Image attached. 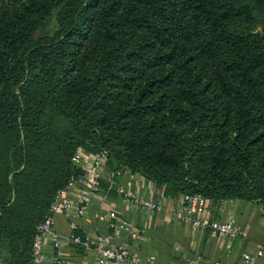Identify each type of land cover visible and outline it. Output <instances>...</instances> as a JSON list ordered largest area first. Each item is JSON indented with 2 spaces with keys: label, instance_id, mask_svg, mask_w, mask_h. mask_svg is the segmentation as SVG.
<instances>
[{
  "label": "trees",
  "instance_id": "1",
  "mask_svg": "<svg viewBox=\"0 0 264 264\" xmlns=\"http://www.w3.org/2000/svg\"><path fill=\"white\" fill-rule=\"evenodd\" d=\"M256 12L264 0H0V227L23 240L9 264L34 263L37 226L83 173L78 147L172 200L264 201ZM46 106L73 132L42 126Z\"/></svg>",
  "mask_w": 264,
  "mask_h": 264
},
{
  "label": "crops",
  "instance_id": "2",
  "mask_svg": "<svg viewBox=\"0 0 264 264\" xmlns=\"http://www.w3.org/2000/svg\"><path fill=\"white\" fill-rule=\"evenodd\" d=\"M101 173L100 192L90 196L85 216L76 220L80 235L91 239L104 236L109 244L125 246L140 258L152 257L153 264H183L197 257L200 264H244L245 256L256 253L260 248L263 254L257 264H264V201L236 198L214 203L210 200L209 219L232 220L241 231L239 235L219 237L207 228L193 229L188 222L177 220L173 210L180 205V198H167L157 211H149L121 198L116 192L117 186L129 188L139 197L162 199V189L139 173L114 170L105 164ZM108 212H115L116 220L126 221L127 228L110 226L104 217ZM70 221L57 214L53 228L67 234ZM42 251L46 258L41 264H50L55 251L48 239L43 241ZM59 252L65 260L63 264H96L93 252H86L68 241L62 242Z\"/></svg>",
  "mask_w": 264,
  "mask_h": 264
},
{
  "label": "built area",
  "instance_id": "3",
  "mask_svg": "<svg viewBox=\"0 0 264 264\" xmlns=\"http://www.w3.org/2000/svg\"><path fill=\"white\" fill-rule=\"evenodd\" d=\"M71 160L74 164L83 167V173L76 178H71L65 186L55 193L50 206V214L37 226L32 244L33 262L41 264L45 260L46 255L42 251V244L45 239H48L55 251L54 260L50 264H63L65 262L59 252L64 241L79 245L86 252H93L96 256V264H153L152 257L140 258L136 254L130 253L125 246L116 247L109 244L104 236H96L95 239H91L77 233L79 224L76 220L85 216L90 205V196L100 192L101 171L105 161L101 153H88L84 150H76ZM116 192L121 198L128 199L131 204L146 208L149 211L160 210L163 202L167 200L164 196L158 200L151 197H139L133 190L123 186H117ZM179 203L177 209L173 210L174 217L179 221L188 222L193 229L207 228L212 234L219 237L241 234L240 229L232 220L221 222L209 219L210 200L203 195L182 196ZM57 214H62L71 220L69 233L61 234L53 228ZM104 217L112 227L117 226L120 229H126L128 226L126 221L116 220L115 212L105 213ZM262 254L263 249L260 248L256 253L246 255L244 264H257V260ZM183 264L200 263L197 257L195 260H189ZM212 264L219 263L213 262Z\"/></svg>",
  "mask_w": 264,
  "mask_h": 264
},
{
  "label": "rangeland",
  "instance_id": "4",
  "mask_svg": "<svg viewBox=\"0 0 264 264\" xmlns=\"http://www.w3.org/2000/svg\"><path fill=\"white\" fill-rule=\"evenodd\" d=\"M139 7V5H137ZM256 21L253 25V29L256 32H259L261 34H264V13H255ZM56 28L55 25V19L54 16L52 18L45 22L39 31L38 34H51L54 32ZM143 30H135L134 35H139ZM173 44H176L177 51L179 50V47L181 46L180 41H176L174 39H171L167 46H172ZM219 67L218 64L216 65H205L201 62H196V66L194 67L195 71H199L202 73V76L208 77V76H215L214 70ZM40 123L44 127H49L53 131L62 132V133H71L73 132V128L69 124L68 120L56 112L54 109H52L50 106H46L41 119ZM77 150H84L81 147H78ZM85 151V150H84ZM23 242V240H21ZM22 242H16L15 239H12V236L10 235V230L5 229L4 227H0V264H9L8 262L11 261L14 257L13 252L14 246H22Z\"/></svg>",
  "mask_w": 264,
  "mask_h": 264
}]
</instances>
